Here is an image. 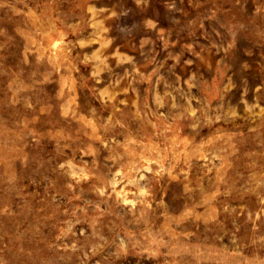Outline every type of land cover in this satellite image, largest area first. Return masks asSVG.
<instances>
[{"label":"rangeland","instance_id":"374dc122","mask_svg":"<svg viewBox=\"0 0 264 264\" xmlns=\"http://www.w3.org/2000/svg\"><path fill=\"white\" fill-rule=\"evenodd\" d=\"M0 264H264V0H0Z\"/></svg>","mask_w":264,"mask_h":264}]
</instances>
